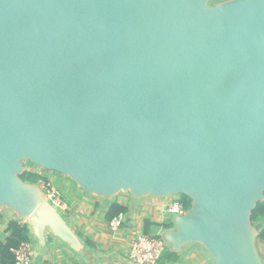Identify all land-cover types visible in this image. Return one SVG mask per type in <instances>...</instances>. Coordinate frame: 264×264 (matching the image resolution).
Segmentation results:
<instances>
[{
  "label": "water",
  "instance_id": "water-1",
  "mask_svg": "<svg viewBox=\"0 0 264 264\" xmlns=\"http://www.w3.org/2000/svg\"><path fill=\"white\" fill-rule=\"evenodd\" d=\"M26 162L107 201L184 195L166 250L264 264V0H0V208L85 251Z\"/></svg>",
  "mask_w": 264,
  "mask_h": 264
},
{
  "label": "crops",
  "instance_id": "crops-1",
  "mask_svg": "<svg viewBox=\"0 0 264 264\" xmlns=\"http://www.w3.org/2000/svg\"><path fill=\"white\" fill-rule=\"evenodd\" d=\"M36 172L33 169H27ZM48 179L63 196L68 210L62 212L71 229L86 247L85 251H74L69 244L58 238L48 236L46 244L42 247L33 235L29 221H22L30 226L31 246L35 251L34 264H131L129 260V247L131 239L143 233L144 220L153 223L170 221L166 207L176 198L155 199L147 197L135 200L129 194H120L115 199L107 201L95 195H90L81 189L67 176L57 172L44 170L37 171ZM117 202L129 207L122 226L117 231L109 228L105 219L108 208ZM10 220H16L13 213L0 208V238L8 236L6 232ZM160 229H152L151 236H157ZM90 241L94 247L87 245ZM264 243V241L260 240ZM264 245V244H263ZM259 255L263 257L258 249ZM212 258L198 245L188 246L180 255V260L174 264H211Z\"/></svg>",
  "mask_w": 264,
  "mask_h": 264
},
{
  "label": "trees",
  "instance_id": "trees-1",
  "mask_svg": "<svg viewBox=\"0 0 264 264\" xmlns=\"http://www.w3.org/2000/svg\"><path fill=\"white\" fill-rule=\"evenodd\" d=\"M23 180L30 181L32 183L39 184V181L48 182L46 177L42 176L38 172H31L26 171L22 176ZM179 201L183 204L185 210H189L191 207V200L184 195L179 197ZM128 206L119 204L114 202L108 208L107 212L105 213V219L108 223H110L114 218L118 217L119 215H126L128 213ZM252 221L253 223H259L264 221V202L258 203L256 209L253 211L252 214ZM173 227V223L171 221H166L164 223H153L148 219L144 220L143 226V234L151 235L150 232L152 229H162L163 231L169 230ZM6 232L8 236L2 239L0 238V264H15V254L14 250L17 249L22 243H31V230L29 224L18 221V220H10ZM159 236H157L158 238ZM258 240L264 241V229L262 230ZM87 245L90 247H94V245L87 241ZM180 260V255L174 253L173 251L166 250L158 264H174ZM81 264V263H75ZM83 264V263H82Z\"/></svg>",
  "mask_w": 264,
  "mask_h": 264
},
{
  "label": "built area",
  "instance_id": "built-area-1",
  "mask_svg": "<svg viewBox=\"0 0 264 264\" xmlns=\"http://www.w3.org/2000/svg\"><path fill=\"white\" fill-rule=\"evenodd\" d=\"M40 187L47 195V199L62 212L68 210V205L61 193L51 184L39 181ZM175 198V197H174ZM183 204L179 199H174L167 207L169 215H180L185 212ZM124 215H119L109 223L112 231H117L122 226ZM166 251L165 243L161 238L139 233L130 241L129 260L131 264H158V261ZM15 264H34L35 251L30 243H22L14 250Z\"/></svg>",
  "mask_w": 264,
  "mask_h": 264
},
{
  "label": "rangeland",
  "instance_id": "rangeland-1",
  "mask_svg": "<svg viewBox=\"0 0 264 264\" xmlns=\"http://www.w3.org/2000/svg\"><path fill=\"white\" fill-rule=\"evenodd\" d=\"M224 1H227V0H209V3L211 5H214V4H218V3H221V2H224ZM26 166H27V169H33L34 171H39L40 172V168H37L33 165H31L30 163L26 162ZM180 196H177L176 199H179ZM173 198V197H172ZM264 243L260 242V240H257V247L258 249L262 252L263 254V257H261L262 261L264 262ZM211 264H214V263H211Z\"/></svg>",
  "mask_w": 264,
  "mask_h": 264
}]
</instances>
